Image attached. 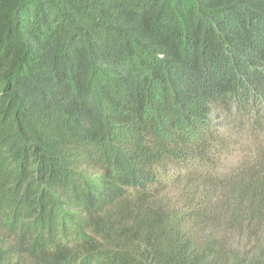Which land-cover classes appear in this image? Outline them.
I'll return each instance as SVG.
<instances>
[{"label":"trees","instance_id":"1","mask_svg":"<svg viewBox=\"0 0 264 264\" xmlns=\"http://www.w3.org/2000/svg\"><path fill=\"white\" fill-rule=\"evenodd\" d=\"M0 264H264V0H0Z\"/></svg>","mask_w":264,"mask_h":264},{"label":"rangeland","instance_id":"2","mask_svg":"<svg viewBox=\"0 0 264 264\" xmlns=\"http://www.w3.org/2000/svg\"><path fill=\"white\" fill-rule=\"evenodd\" d=\"M252 154L253 152L249 151V149L245 150H239L235 149L232 150L230 153L226 154L224 156V160L222 162V165H220V171L221 172H230L233 171L235 167L238 165L245 163L246 158Z\"/></svg>","mask_w":264,"mask_h":264}]
</instances>
